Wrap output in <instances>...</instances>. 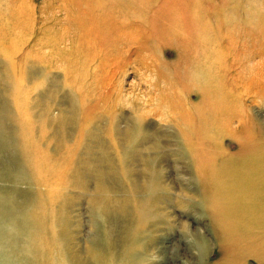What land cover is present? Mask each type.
<instances>
[{"label":"bare ground","instance_id":"obj_1","mask_svg":"<svg viewBox=\"0 0 264 264\" xmlns=\"http://www.w3.org/2000/svg\"><path fill=\"white\" fill-rule=\"evenodd\" d=\"M16 3V0L8 2L13 6ZM74 3L76 8L69 7V3L66 8V20L72 24L67 30L54 28L57 22L52 23L55 17L50 14L55 10L51 9L46 19L41 18L40 27L35 24L36 18L34 24L25 25L26 18L22 23L17 11L14 17L20 21H14L10 9L11 13L7 9L8 15L0 16V97L5 98L4 108H0V264H132L137 253L149 251L156 233L155 226L149 230L150 225L143 222V209L137 206L133 237L148 236L143 245L139 238L130 240L134 220L128 209L119 208L128 227L120 242V252L102 253L95 243L83 245L82 251L73 244L69 221L62 215L56 195L60 197L64 193L61 186L66 184L65 178L76 175L87 192L86 177L96 172L95 161L110 160L112 156L122 158L125 143H136L139 123L145 118L135 111L137 120L131 129H124L120 122L126 109L121 96L122 78L132 58L142 60L139 53L142 42L137 41L136 31L131 32L135 29L126 21L115 20L110 5L100 6L101 11L97 12L93 9L98 7L96 0H74ZM115 13L121 17L120 10ZM177 14H168L169 21L187 22L185 14ZM27 18L31 20L32 16ZM234 61L239 64V60ZM142 64L148 72L146 79L143 78L148 83L147 102L154 104L151 114L165 117L176 127L180 144L197 163L201 180L198 197L204 202L214 245L199 264H250L251 260L264 264V129L248 125L243 118L245 112L238 113L245 122L237 130L236 138L240 141L237 153L229 157L219 155V137L232 132L221 123L218 101L198 88H190L178 76L161 78L155 67ZM59 65L67 66L66 72L73 82L70 110L53 102L48 88L50 70ZM8 66H26L24 88L19 86L16 76L9 74ZM257 78L263 76L258 74ZM238 79L242 84V74ZM246 88L241 85L240 95L251 91ZM192 92H196L198 101L183 97L185 94L189 98ZM236 92L233 93L237 95ZM260 93H264V86ZM16 100H21L18 105ZM11 101L17 107L16 112L10 111ZM131 105L138 108L142 104L132 101ZM111 174L121 172L113 169ZM98 175L103 177L102 173ZM70 185L74 186V182ZM101 185L98 184L100 191ZM25 187L28 190L24 191ZM108 221L107 230L114 234L115 220ZM168 237L159 242L158 264H190L184 257L193 249L191 241L181 234L183 238L179 237L174 247ZM211 255L216 258L211 259Z\"/></svg>","mask_w":264,"mask_h":264},{"label":"rangeland","instance_id":"obj_2","mask_svg":"<svg viewBox=\"0 0 264 264\" xmlns=\"http://www.w3.org/2000/svg\"><path fill=\"white\" fill-rule=\"evenodd\" d=\"M9 1L0 0V5H2L0 6V16L8 15L10 9L13 10L11 19L14 21L20 18L23 23L26 18L24 24L28 25L30 22L34 24V18H36L35 24L40 27L41 18L46 19V13L51 9V11L55 10L54 14H50V17H55V21L52 23L57 22L54 25L56 30L61 28L67 30L72 27L71 22L66 20L68 12L66 8L68 3L69 7L71 5L77 7L74 0H16V6L19 3L18 7L13 4L9 5ZM96 1L99 3H96L98 7H94V10L100 12V6L108 7L110 5L108 8L114 14L115 20L126 21L132 29H135L131 32L136 31L137 41L142 42L139 46L142 60L135 61V57L132 58L133 60L122 78L121 96L126 109L121 114L120 122L125 126L124 129H131L137 120L133 114L135 111L144 115L145 118L139 123L136 143H125L122 158L112 156L110 160L95 161L96 172H92L89 177H86L87 192L80 186L81 180L76 175L69 176L68 180L67 177L66 180L64 179L66 184L61 186V188L64 186V190L61 191L64 193L60 197L58 195L56 197L59 199L58 203L61 204L62 215L69 221L68 227L74 238L73 244L82 251L85 250V245L95 243L97 249L102 253L120 252V242H122L124 232L128 227L124 224V217L119 208H126L130 211L129 216L134 220L131 225L130 240H137L140 235L133 237V231L137 228L135 223L136 208L141 206L143 222L150 225L149 230L155 226L156 233L153 235L154 240L150 243L152 247L150 245L148 247L149 251L137 253L132 264H158L160 259L159 242L168 236L174 242V247L178 245L180 238H188L193 249L184 258L190 264H199L208 257L214 245L204 202L198 197L201 191V180L196 169L197 163L180 144L176 127L165 117L151 114L154 104L151 105L147 102L146 95L149 89L147 88L148 83L143 78L146 79L148 72L142 63L155 67L161 78L178 76L185 80L184 82L190 88H198L210 98L216 99L218 108H220L221 123L222 125L225 123L232 132L231 135L222 134L219 137V155L229 157L236 154L240 143L236 138L237 130L245 122L238 117V113L245 112L243 118L248 125L254 124V126L264 129V93H260L261 87L264 86V0H135L136 2L134 0H120L121 2L117 0L118 3L116 0ZM197 1H200L199 4H195ZM6 4L10 8L6 7ZM184 7L187 9L183 10ZM29 8L32 10L30 11ZM118 10L121 11V17L115 13ZM16 11L18 15L20 14L18 18L14 17V14L17 15ZM172 12L178 13L179 16L185 14L187 22L179 24L169 21L168 14ZM9 13L11 12L9 11ZM27 17H30L31 20ZM218 42L221 45L217 44ZM212 50H218L215 52L219 54ZM202 53L204 54L202 55ZM228 55L229 57H227ZM222 58L225 59L224 62ZM235 59L239 60L238 65H236ZM227 66H230L229 70L226 69ZM7 68L11 76L18 78L19 86L24 88L23 75L26 66H8ZM66 69H68L67 66L59 65L50 70L51 77L48 79V88L53 96V102L70 110L72 98L69 93L73 82ZM211 74L212 76H210ZM240 74L243 76V86L251 90L248 94L240 95L238 91L242 85L241 82H238ZM258 74H261L263 78L258 79ZM233 92H236L237 95ZM238 95L240 98L237 97ZM183 97L192 102L198 101L196 92L190 93L189 98L185 94ZM4 99L0 97L1 109L4 108ZM240 99H242V104ZM20 101L18 100L16 105ZM132 101H140L142 105L134 108L131 105ZM9 106L11 112H16L17 107L14 106L13 101ZM224 117L228 120L225 121ZM8 123L13 124L10 120ZM106 126L108 127V124ZM17 128L15 125V129ZM23 164L25 166V162ZM113 169L119 170L121 174H111ZM98 173H102L103 177H100ZM71 182H74V186L70 185ZM98 184H102V191L98 190ZM23 189L24 191L28 190L26 187ZM137 203L142 204L137 205ZM109 219L115 220L114 234L107 230ZM181 234L183 237H180ZM194 234H197V238L194 237ZM147 236L144 234L139 238L140 245H143ZM99 238H103V240L99 241ZM182 253L186 252L182 250ZM210 257L211 259L216 258L214 255ZM251 261L250 264H255Z\"/></svg>","mask_w":264,"mask_h":264}]
</instances>
